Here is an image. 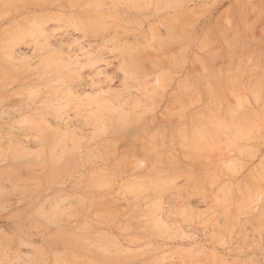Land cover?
I'll list each match as a JSON object with an SVG mask.
<instances>
[{
	"label": "rangeland",
	"instance_id": "rangeland-1",
	"mask_svg": "<svg viewBox=\"0 0 264 264\" xmlns=\"http://www.w3.org/2000/svg\"><path fill=\"white\" fill-rule=\"evenodd\" d=\"M0 264H264V0H0Z\"/></svg>",
	"mask_w": 264,
	"mask_h": 264
},
{
	"label": "bare ground",
	"instance_id": "bare-ground-1",
	"mask_svg": "<svg viewBox=\"0 0 264 264\" xmlns=\"http://www.w3.org/2000/svg\"><path fill=\"white\" fill-rule=\"evenodd\" d=\"M129 116H130V115H126L125 117H123V118H122V123H124V122H126V121H129V120H130V122H131V118H130L131 116H130V117H129ZM132 117H133V116H132ZM134 118H135V117H134ZM120 124H121V122L119 123V126H121ZM119 126H118V127H119ZM52 132H53V131H52Z\"/></svg>",
	"mask_w": 264,
	"mask_h": 264
}]
</instances>
